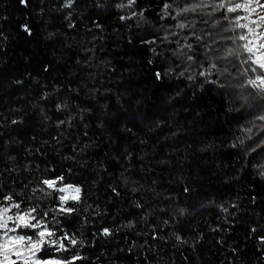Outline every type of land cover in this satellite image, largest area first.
Wrapping results in <instances>:
<instances>
[{
  "label": "trees",
  "instance_id": "trees-1",
  "mask_svg": "<svg viewBox=\"0 0 264 264\" xmlns=\"http://www.w3.org/2000/svg\"><path fill=\"white\" fill-rule=\"evenodd\" d=\"M191 2L0 0V198L83 241L41 256L264 264V96L237 87L247 65L215 59L240 51L223 11L176 16ZM61 175L82 189L71 215L38 190Z\"/></svg>",
  "mask_w": 264,
  "mask_h": 264
},
{
  "label": "snow or ice",
  "instance_id": "snow-or-ice-1",
  "mask_svg": "<svg viewBox=\"0 0 264 264\" xmlns=\"http://www.w3.org/2000/svg\"><path fill=\"white\" fill-rule=\"evenodd\" d=\"M134 2L135 0H129L130 5ZM170 7L171 5L165 3V15L169 14L167 10ZM208 8H211L212 12L205 13L204 10ZM221 11L225 14L220 19L227 20L231 26L225 27L223 30L236 32L234 39L232 37H228V39H233V43L239 41L238 47L240 51L238 52L236 48L228 47L221 56L215 57V59L228 60L229 57L235 56L240 60L241 65H247L240 72V75L247 78L237 87H248L253 89L255 94L264 96V2L262 0H198V2H191L187 6L179 8L176 16L197 12L211 16L213 13ZM239 12H244L246 15L232 17L228 15ZM241 21L244 22L242 23ZM219 23L220 20H217L213 27ZM195 26L196 22L192 21L191 27L194 28ZM177 27L184 29L189 27V25L181 22ZM237 29L244 31L237 32ZM207 35L211 36V33ZM197 39L203 40V37H197ZM220 39L224 38L220 37ZM215 43L217 41L213 39L207 41L206 46L209 47V50H213L211 45ZM187 47L192 50L191 44L187 45ZM215 51H219V49H215ZM180 55L186 57L189 61L193 60V56L187 53L181 52ZM210 67L220 71L221 75L228 72L227 67L220 70L215 62ZM249 73L254 75L249 77ZM209 74L207 71L200 73L203 76ZM157 77H160L159 73H157ZM191 78L189 77V79ZM223 86L221 85V87ZM258 119L264 120V115H260ZM233 147H236V145L234 144ZM261 175H264V173H261ZM63 180L64 177L62 175L54 179H43L40 183L46 188H39L38 190L45 196H51L53 191L60 193L58 196L60 203L52 211L56 215H71L77 209L71 206L70 202L79 203L81 201L82 189L80 186L63 184ZM185 190L187 191V189ZM32 191L35 192L37 189ZM22 203V201H16L11 194L0 198V264H74L76 260L82 259L81 256L75 254L70 258L60 256L45 258L41 256V253H47L49 250H53L56 253L73 251L77 244L83 245V241L78 240L75 234H69L66 231L58 236V230L48 226L46 219L48 212H38V205L22 208ZM53 220H55V216H53ZM55 222L59 223L58 220ZM102 234L108 236L111 235V231L108 228H104L102 229ZM177 238L179 239V237ZM261 240L264 241V237Z\"/></svg>",
  "mask_w": 264,
  "mask_h": 264
},
{
  "label": "rangeland",
  "instance_id": "rangeland-1",
  "mask_svg": "<svg viewBox=\"0 0 264 264\" xmlns=\"http://www.w3.org/2000/svg\"><path fill=\"white\" fill-rule=\"evenodd\" d=\"M262 2H264V0H262ZM244 15H246L244 12H241V15L240 16H244ZM253 19H255V17H253ZM244 21H242V23H243ZM26 231H28V230H26Z\"/></svg>",
  "mask_w": 264,
  "mask_h": 264
}]
</instances>
